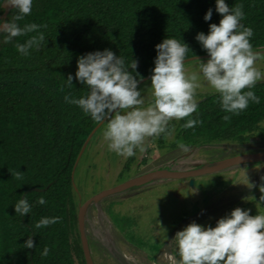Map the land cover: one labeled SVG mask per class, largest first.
I'll return each instance as SVG.
<instances>
[{
  "label": "trees",
  "instance_id": "trees-1",
  "mask_svg": "<svg viewBox=\"0 0 264 264\" xmlns=\"http://www.w3.org/2000/svg\"><path fill=\"white\" fill-rule=\"evenodd\" d=\"M226 2L230 7L243 5L241 23L253 29V50L264 51V0ZM209 7L213 15L205 21ZM14 13L11 10L7 19ZM220 18L215 0H33L31 13L18 23L46 25L39 29L45 36L41 46L29 49L27 56L16 50L17 42L23 43L36 32L8 43L0 40V264H86L74 167L100 123L64 100L65 94L78 98L87 92L75 79L78 56L109 48L137 59V71L145 79L154 67L155 45L166 36L188 43L187 60L207 57L195 36L200 31L207 34L209 23L218 24ZM69 73L73 75L71 87L64 82ZM252 90L260 103L250 102L238 115L220 108L218 93L204 96L197 108L202 123L185 129L181 125L188 117L170 120L173 136L161 134L154 140L166 150L165 155L193 147L224 146L227 150L264 145V81ZM226 114L230 119H223ZM21 196L32 206L24 217L13 208ZM40 196L45 198L43 205L36 203ZM42 216L60 220L34 228ZM29 236L34 247L23 248ZM88 239L90 246L102 247L89 235ZM45 245L49 253L41 256Z\"/></svg>",
  "mask_w": 264,
  "mask_h": 264
},
{
  "label": "clouds",
  "instance_id": "clouds-1",
  "mask_svg": "<svg viewBox=\"0 0 264 264\" xmlns=\"http://www.w3.org/2000/svg\"><path fill=\"white\" fill-rule=\"evenodd\" d=\"M32 6L33 0H0V12L15 9L11 20L0 18V40L8 43L36 32L23 43L15 44L18 53L24 56L29 55V49H38L45 39L39 29L46 25L18 23L31 13ZM215 11L221 15L219 23H209L207 34L200 31L195 36L208 54L206 60L198 59V71L188 72L185 68L187 53L191 50L188 43L168 36L155 45L150 85L143 87H138L144 77L137 71L135 58L127 59L109 48L78 56L75 79L87 87V92L78 98L65 94L64 100L78 106L94 122L105 125L102 137L109 151L120 157H132L137 151L146 150L148 138L170 135V120L188 117L181 125L185 129L202 123L195 98L201 79L218 93L219 106L225 113L238 115L250 102L260 103L261 98L252 89L264 81V71L256 66L259 54L251 43L253 29L241 23L245 16L243 5L230 7L226 0H215ZM212 15L213 9L209 7L203 19L210 21ZM64 82L68 87L73 86V75L69 73ZM145 90L151 96L147 106H144ZM193 113L196 118L192 117ZM223 119L228 120L230 116L226 114ZM177 146L185 149L183 143ZM21 173H17V179ZM259 191L258 203L264 204V184ZM36 203L45 204L44 196L38 197ZM31 207L26 196H21L13 205L21 217L29 214ZM250 211L235 207L217 219L215 226L195 220L188 223L169 241L171 264H264V213L252 215ZM59 220L58 216H42L34 228L47 227ZM22 245L33 248L32 236ZM48 253L45 245L40 254L47 256Z\"/></svg>",
  "mask_w": 264,
  "mask_h": 264
},
{
  "label": "rangeland",
  "instance_id": "rangeland-1",
  "mask_svg": "<svg viewBox=\"0 0 264 264\" xmlns=\"http://www.w3.org/2000/svg\"><path fill=\"white\" fill-rule=\"evenodd\" d=\"M257 53L259 58L256 66L264 71V51ZM207 58H200V60ZM199 63L198 59L188 61L185 68L188 72L198 71ZM145 84L150 85L149 78L138 87H143ZM214 93L201 79V87L196 90L195 98L199 102L204 96ZM143 96L144 106H147L151 102L150 93L145 90ZM104 127L105 125L102 124L96 130L78 160L74 182L80 205L103 190L158 167L173 170L191 169L197 164L211 162L215 155L221 159L222 156L227 158L248 150L264 151V145L254 143L248 148L227 150L222 148L225 151H222L224 155L221 156L211 147L189 148L172 154L166 152L165 155L163 153L166 150L161 149L157 139L148 138L145 141L144 152L137 151L135 156L124 158L108 150L107 142L102 137ZM171 136L173 135H168V137ZM162 159L164 160L161 161ZM263 164L254 163L231 171L204 176L195 180L194 186L190 188L188 180L165 181L148 185L141 191L136 190L104 200L99 206L108 219L116 244L115 251L121 252L128 259L137 260L140 264H171L168 257L172 249L170 252L169 249H165V245L169 244L176 233L175 230L185 218L195 216L202 208L206 207L205 212L211 213L209 206L225 200L226 206L231 207L226 210V214L238 206L242 209H250L252 215L257 212L264 213V204L258 203L261 195L259 187L264 184V180L260 179L264 177ZM250 184L253 186L251 187ZM92 208L93 206L89 210H92V222H94L96 208ZM224 215L216 216L210 224L215 226L216 220ZM89 236L93 240H98L92 235ZM102 247L93 244L91 246L95 264H120L110 251Z\"/></svg>",
  "mask_w": 264,
  "mask_h": 264
},
{
  "label": "water",
  "instance_id": "water-1",
  "mask_svg": "<svg viewBox=\"0 0 264 264\" xmlns=\"http://www.w3.org/2000/svg\"><path fill=\"white\" fill-rule=\"evenodd\" d=\"M11 10H12L11 8H6L1 18L7 19V16ZM200 58L201 57L188 59L186 60V62L200 59ZM202 58H206V57H202ZM148 78L149 77L142 80L141 83L146 81ZM101 125L102 124H99V126L90 135L89 139L84 145L82 152L84 151L87 143L92 138L93 134L96 132V130ZM81 154L79 156V159L81 157ZM254 163H264V151L242 153V154H238L235 156L211 161L206 164H201V165L197 164L191 169L173 170L171 168L158 167L155 170L146 172L137 177L131 178L117 186H114L112 188L103 190L95 194L94 196L89 198L84 204L79 206V213H78L79 232H80L82 247H83L84 254H85L86 264H95L91 246H90L89 239H88L87 227H86L87 213H88V210L92 206L100 205L104 200L120 195V194H123L129 190L146 187L148 185L155 184V183H162L165 181L188 180V184L191 187H193L195 180L198 178L209 176V175L216 174V173H221V172L236 169V168H240L242 166L243 167L248 166ZM77 164H78V161L74 167V170H76ZM109 251L115 257V259H117L120 262V264H131L129 262V259L125 255H123L121 252H117L115 250H109Z\"/></svg>",
  "mask_w": 264,
  "mask_h": 264
},
{
  "label": "bare ground",
  "instance_id": "bare-ground-1",
  "mask_svg": "<svg viewBox=\"0 0 264 264\" xmlns=\"http://www.w3.org/2000/svg\"><path fill=\"white\" fill-rule=\"evenodd\" d=\"M196 148V147H193ZM195 150V149H193ZM257 150V149H256ZM172 154V153H171ZM206 156V155H205ZM264 165V164H263ZM261 167V166H260ZM256 168V167H255ZM257 169V168H256ZM258 171V170H257ZM246 173V172H245ZM250 175V174H249ZM249 177V176H248ZM243 178V177H242ZM240 179V178H239ZM261 179V178H260ZM246 181V179L244 180ZM248 187V186H247ZM228 188V187H227ZM231 190V189H230ZM243 190V189H242ZM234 191V190H233ZM235 193V192H234ZM229 194V193H228ZM231 194V193H230ZM233 194V192H232ZM231 194V195H232ZM217 196V195H216ZM219 196V195H218ZM225 196V195H222ZM230 196V195H228ZM214 199V198H213ZM221 199V198H220ZM209 200V199H208ZM241 201V200H240ZM211 203V202H210ZM209 204V203H208ZM237 204V203H236ZM235 204V205H236ZM96 208V220L92 222V210H89L87 213V219H86V227H87V233L88 235H92L96 237L98 242L106 248L108 251L109 250H115L116 244L115 240L111 234V229L110 226L108 225V219L104 215L103 211L101 210L100 206H93L92 209ZM221 211V210H220ZM223 212V211H222ZM108 217V216H107ZM206 220V219H205ZM204 220V221H205ZM119 232V231H118ZM124 239V238H123ZM126 251V250H125ZM127 253V252H126ZM129 262L131 264H140L137 260L135 259H129Z\"/></svg>",
  "mask_w": 264,
  "mask_h": 264
},
{
  "label": "crops",
  "instance_id": "crops-1",
  "mask_svg": "<svg viewBox=\"0 0 264 264\" xmlns=\"http://www.w3.org/2000/svg\"><path fill=\"white\" fill-rule=\"evenodd\" d=\"M198 148H200V147H198ZM244 167H246V166H244ZM190 187L191 186L189 185V188ZM181 188H179V189L181 190ZM226 205H227L226 201L225 200L224 201L221 200L216 205L211 206V207L209 206L210 210L212 211L211 213H206L205 212L206 207L202 208V210L200 212H198L195 216L190 217V218H185V220L180 224V226L175 231L177 232L178 230H181L184 226H186L188 223L192 222L193 220H195L197 223L202 224V225H209L210 221L213 218H216V216H220V215L226 214V212H227L226 210H229L231 208V207H227ZM220 210L223 211L224 213H222ZM165 246H166L165 249H169V251L171 252L172 248L170 247V245L167 243V245H165Z\"/></svg>",
  "mask_w": 264,
  "mask_h": 264
},
{
  "label": "flooded vegetation",
  "instance_id": "flooded-vegetation-1",
  "mask_svg": "<svg viewBox=\"0 0 264 264\" xmlns=\"http://www.w3.org/2000/svg\"><path fill=\"white\" fill-rule=\"evenodd\" d=\"M250 147H251V145H250ZM221 148H224L225 149V147L224 146H217V147H215L214 149H212L214 152H216V153H219V155L221 156V155H223V153H222V151L224 150V149H222L221 150ZM245 148H248V147H245ZM233 149H239V147H237V146H234L233 147ZM221 150V151H220ZM248 152H251V150H248V151H245V152H240V153H236V154H234V156L235 155H238V154H241V153H248ZM214 155V154H213ZM233 156V155H232ZM215 157H216V155H215ZM215 157H214V159L213 160H211V161H215V160H219L220 158H217L216 157V159H215ZM224 158V157H223ZM223 158H221V159H223ZM226 158V157H225ZM237 169V168H236ZM232 170H234V169H232ZM228 171H231V170H228ZM197 180V179H196ZM96 241V240H95ZM100 244V243H99Z\"/></svg>",
  "mask_w": 264,
  "mask_h": 264
}]
</instances>
